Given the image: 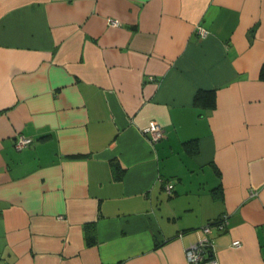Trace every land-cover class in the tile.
I'll return each instance as SVG.
<instances>
[{
    "label": "crops",
    "instance_id": "1",
    "mask_svg": "<svg viewBox=\"0 0 264 264\" xmlns=\"http://www.w3.org/2000/svg\"><path fill=\"white\" fill-rule=\"evenodd\" d=\"M262 66L264 0H0V264H264Z\"/></svg>",
    "mask_w": 264,
    "mask_h": 264
},
{
    "label": "built area",
    "instance_id": "2",
    "mask_svg": "<svg viewBox=\"0 0 264 264\" xmlns=\"http://www.w3.org/2000/svg\"><path fill=\"white\" fill-rule=\"evenodd\" d=\"M111 24L117 25L116 22L111 21ZM144 135L148 137L151 143H156L164 137V130L158 124L150 122L145 129H143ZM32 143L30 138L18 137L15 140L14 147L20 150L29 146ZM173 188V183L168 182L166 184V191L169 193ZM227 224L226 216H222L220 219L214 221L211 224H207L202 228V232L208 237L211 232V227L215 226L218 230H223ZM232 246L235 248L240 247L239 241H233ZM214 244L212 240L208 238L201 239L195 243L190 244L184 251L185 264H217V261L213 257L212 250Z\"/></svg>",
    "mask_w": 264,
    "mask_h": 264
},
{
    "label": "trees",
    "instance_id": "3",
    "mask_svg": "<svg viewBox=\"0 0 264 264\" xmlns=\"http://www.w3.org/2000/svg\"><path fill=\"white\" fill-rule=\"evenodd\" d=\"M260 78L264 80V66L260 70ZM194 103L205 109H213L216 105V95L214 91H198L194 97Z\"/></svg>",
    "mask_w": 264,
    "mask_h": 264
}]
</instances>
